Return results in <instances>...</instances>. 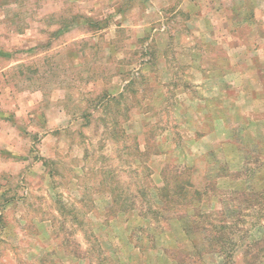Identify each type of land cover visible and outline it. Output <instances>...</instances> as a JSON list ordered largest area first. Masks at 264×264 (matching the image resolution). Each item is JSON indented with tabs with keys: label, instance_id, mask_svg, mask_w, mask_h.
<instances>
[{
	"label": "rangeland",
	"instance_id": "obj_1",
	"mask_svg": "<svg viewBox=\"0 0 264 264\" xmlns=\"http://www.w3.org/2000/svg\"><path fill=\"white\" fill-rule=\"evenodd\" d=\"M167 165L228 232L195 264H264V205L226 213L264 189V0H0V264L185 260Z\"/></svg>",
	"mask_w": 264,
	"mask_h": 264
},
{
	"label": "trees",
	"instance_id": "obj_2",
	"mask_svg": "<svg viewBox=\"0 0 264 264\" xmlns=\"http://www.w3.org/2000/svg\"><path fill=\"white\" fill-rule=\"evenodd\" d=\"M171 166L167 165L165 169L168 170ZM172 168V167H171ZM179 167L173 166L169 171V181H166L164 174V183L162 186H152L150 183L145 185V190L150 191L152 203L147 207V210L143 212L145 216L146 213L151 214L155 219L160 218L162 215L165 219L163 222L167 225H173L178 220L185 235H190L192 233L205 234L206 238L203 239V243L191 250L190 252L184 253L183 258H185L186 264H195L196 262H204V253H218L220 254L224 247V243H227L228 232L225 230V222L221 220L222 223H218L214 218V212H202L199 206H195L193 203H201L202 193L199 191H194L190 194V184L187 178H183L181 170ZM166 174V171L163 170ZM219 177L222 174L218 175ZM225 176V175H224ZM168 177V176H167ZM167 182H169L167 184ZM212 183L208 182L205 188H208ZM212 188L214 186H211ZM229 203L232 210H227L226 213L233 219V217H238L239 211L245 207H249L253 204L264 205V189L262 191H255L250 188L244 190H234L229 192ZM148 201V200H147ZM222 202V201H221ZM253 202V203H252ZM246 203V204H245ZM245 204V205H244ZM193 206L190 211L188 208ZM183 207V210L180 207ZM244 206V207H242ZM225 207L226 203H225ZM181 212H180V211ZM179 211V212H178ZM176 214L175 216L167 217L170 213ZM221 214H226L225 211L219 212ZM176 217V218H175ZM222 217V216H221ZM219 221V220H218ZM264 241V237L261 239ZM258 241V240H257ZM253 242L255 247L260 244V240ZM204 246H206L204 248ZM242 264H252L247 260V252L243 253ZM191 259V260H189ZM185 260L180 258H175L176 264H185Z\"/></svg>",
	"mask_w": 264,
	"mask_h": 264
}]
</instances>
